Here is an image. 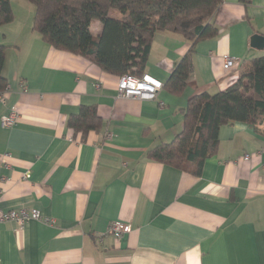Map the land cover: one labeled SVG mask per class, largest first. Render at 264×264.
Returning a JSON list of instances; mask_svg holds the SVG:
<instances>
[{"label": "crops", "instance_id": "obj_1", "mask_svg": "<svg viewBox=\"0 0 264 264\" xmlns=\"http://www.w3.org/2000/svg\"><path fill=\"white\" fill-rule=\"evenodd\" d=\"M11 4L14 20L0 27L11 87L0 119L16 107L18 121L0 123V208L37 209L55 224L0 223V264H264V135L243 123L222 126L200 176L148 157L181 132L192 96L226 90L264 55L251 47L254 34L264 35V0L223 1L219 33L197 44L181 95L164 85L191 42L157 32L144 74L163 87L152 100L119 97V76L48 45L33 30L34 6ZM101 29L94 20L92 33ZM228 56L238 61L226 70ZM82 106H96L102 120L84 141L67 126ZM115 221L131 232L100 240Z\"/></svg>", "mask_w": 264, "mask_h": 264}, {"label": "trees", "instance_id": "obj_2", "mask_svg": "<svg viewBox=\"0 0 264 264\" xmlns=\"http://www.w3.org/2000/svg\"><path fill=\"white\" fill-rule=\"evenodd\" d=\"M25 1L35 8L33 30L44 42L119 77L144 75L157 32L182 35L191 47L164 85L171 94L181 95L194 72L197 44L219 33L215 15L224 0ZM114 11L118 19L111 17ZM13 20L11 0H0V27ZM94 20L102 26L97 36L91 31ZM7 48L0 43V92L8 86L3 74ZM183 115L181 132L171 142L151 149L148 157L193 176H200L206 160L218 152L222 126L243 123L264 135V55L250 60L226 90L192 96ZM67 126L84 141L90 132L100 130L102 120L96 106H82L68 118Z\"/></svg>", "mask_w": 264, "mask_h": 264}, {"label": "built area", "instance_id": "obj_3", "mask_svg": "<svg viewBox=\"0 0 264 264\" xmlns=\"http://www.w3.org/2000/svg\"><path fill=\"white\" fill-rule=\"evenodd\" d=\"M238 59L228 56L224 60L223 67L226 70L232 69ZM163 85L157 79L150 75L144 74L141 77L134 75H123L119 77L117 90L118 96L121 98L139 99V100H152L155 99L158 91L162 89ZM22 92L27 93L28 88L25 84L22 86ZM11 93V87L7 86L6 89L0 92V105L6 106L8 97ZM18 110L16 107H12L9 113L3 115L0 119L1 126L6 129H10L17 124ZM112 134H106V138L110 139ZM244 160H250V156L246 155ZM29 175L27 174L26 177ZM1 192V188H0ZM32 221H39L48 226L55 224V219L42 214L37 209H10L4 210L0 208V223H14L19 228L24 227L26 224ZM131 232V226L121 221H115L110 224L106 233L99 236L100 240H103L106 236L111 235L117 241Z\"/></svg>", "mask_w": 264, "mask_h": 264}, {"label": "water", "instance_id": "obj_4", "mask_svg": "<svg viewBox=\"0 0 264 264\" xmlns=\"http://www.w3.org/2000/svg\"><path fill=\"white\" fill-rule=\"evenodd\" d=\"M251 47L258 50H264V35L254 34L251 38Z\"/></svg>", "mask_w": 264, "mask_h": 264}, {"label": "rangeland", "instance_id": "obj_5", "mask_svg": "<svg viewBox=\"0 0 264 264\" xmlns=\"http://www.w3.org/2000/svg\"><path fill=\"white\" fill-rule=\"evenodd\" d=\"M15 1H21V0H14V2ZM23 1V0H22ZM16 8V12H18V14L20 15L21 14V10L20 9H18V7H15Z\"/></svg>", "mask_w": 264, "mask_h": 264}]
</instances>
